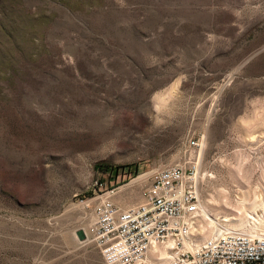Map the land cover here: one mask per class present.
<instances>
[{
  "label": "rangeland",
  "instance_id": "374dc122",
  "mask_svg": "<svg viewBox=\"0 0 264 264\" xmlns=\"http://www.w3.org/2000/svg\"><path fill=\"white\" fill-rule=\"evenodd\" d=\"M197 162L196 242L264 235V0H0V264H107L98 195Z\"/></svg>",
  "mask_w": 264,
  "mask_h": 264
},
{
  "label": "built area",
  "instance_id": "2783aa9c",
  "mask_svg": "<svg viewBox=\"0 0 264 264\" xmlns=\"http://www.w3.org/2000/svg\"><path fill=\"white\" fill-rule=\"evenodd\" d=\"M197 171V163L153 170L144 199L127 208L98 195L92 240L107 264H138L155 244L169 242L175 254L169 264H264V235L217 233L195 250L185 246L200 214Z\"/></svg>",
  "mask_w": 264,
  "mask_h": 264
},
{
  "label": "bare ground",
  "instance_id": "6f19581e",
  "mask_svg": "<svg viewBox=\"0 0 264 264\" xmlns=\"http://www.w3.org/2000/svg\"><path fill=\"white\" fill-rule=\"evenodd\" d=\"M203 147H204V144L202 142L200 151L203 150ZM198 162H197V164H198ZM197 169H199L198 165H197ZM146 175L147 174H144V173L139 175L137 178H135L133 180V182L144 178ZM107 196H109V192H107ZM201 202H200V211H199V213L201 214V211L203 210V214H201V215H203L202 217L205 218V219H209L211 222H213L214 219H212V217H210L209 213L206 212V210L203 207ZM255 211H256V206L250 207V209L247 210V217H245L244 220H242L243 218H240V217L225 216L224 217V221L227 222L226 223V228L224 230L225 232H221V233H248V234H251V235H256L257 233L255 232L256 231L255 230V227H256L255 223L251 222L250 219L252 218L255 221H257L262 216L260 214H258V213H257V215H253V214H255ZM200 214H199V217H200ZM197 220H198V218H197ZM235 220L239 221V222L238 223H232V221H235ZM215 234H217V233H215ZM260 235H262V234H260ZM184 243H185V246L187 248H192L193 250H195V248L199 247V243L196 242V239L193 236H191L188 239H186ZM159 245L160 244H155L153 247H151L147 251L145 257H143L142 260H140L138 264H140L142 261H144V259L146 257H147V261H153L152 259L156 257L154 260L159 261V260L163 259L164 260V264H169L170 262H172V260L175 257V254H174L173 251L170 250L171 242H169L168 244H164L165 245V246H163L164 248H160ZM159 263H160V261H159ZM148 264H152V263L148 262ZM153 264H155V263H153Z\"/></svg>",
  "mask_w": 264,
  "mask_h": 264
},
{
  "label": "trees",
  "instance_id": "16d2710c",
  "mask_svg": "<svg viewBox=\"0 0 264 264\" xmlns=\"http://www.w3.org/2000/svg\"><path fill=\"white\" fill-rule=\"evenodd\" d=\"M125 168H123V170H124Z\"/></svg>",
  "mask_w": 264,
  "mask_h": 264
}]
</instances>
